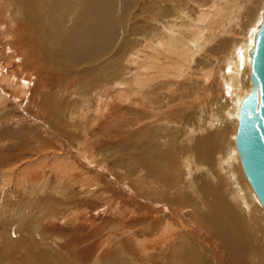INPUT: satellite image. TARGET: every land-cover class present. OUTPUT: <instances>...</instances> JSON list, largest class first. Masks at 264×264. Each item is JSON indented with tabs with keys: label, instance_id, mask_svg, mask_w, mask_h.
Masks as SVG:
<instances>
[{
	"label": "rangeland",
	"instance_id": "rangeland-1",
	"mask_svg": "<svg viewBox=\"0 0 264 264\" xmlns=\"http://www.w3.org/2000/svg\"><path fill=\"white\" fill-rule=\"evenodd\" d=\"M71 1L66 7L59 0H0V264H148L140 242L149 247L151 240L162 238L166 223L176 229L174 239L155 258L151 255L149 264H166L188 245L198 247L209 264L230 263L228 251L219 249L212 237L208 240L219 252L200 242L202 234L191 224L213 209L209 212L213 198L198 200V186L210 180L194 164L201 165L199 156L190 151L202 135L188 137L210 121H220L225 131L214 141L211 156L210 167L218 173L215 188L247 228L252 248L231 264H263L254 250L264 245V213L238 172L236 105L225 77L233 67L227 58L232 54L234 63L248 43L251 27L262 18L264 0H224L223 6L241 3L242 11L231 13L230 21H208L222 34L192 63L196 76L162 80L163 68L172 60L159 56L155 63L160 69L152 67L149 75L158 80L142 97L130 92L132 102H120L113 88L117 81L131 80L130 56L176 21V9L198 19L214 0H115L116 16H111L120 18L113 36L107 42L97 38L95 45L97 26H83L87 0ZM81 27L87 42L67 36ZM86 45L99 49L85 50ZM241 77L244 97L249 74ZM105 93L112 94L114 103L102 115L97 100ZM220 156L237 169L246 207L233 200L235 182L233 176L222 178ZM192 158L190 167L185 161ZM156 179L177 184V205L188 208L165 205L172 196L163 192H176ZM192 209L198 211L188 216ZM155 220L159 223L151 230Z\"/></svg>",
	"mask_w": 264,
	"mask_h": 264
},
{
	"label": "bare ground",
	"instance_id": "bare-ground-1",
	"mask_svg": "<svg viewBox=\"0 0 264 264\" xmlns=\"http://www.w3.org/2000/svg\"><path fill=\"white\" fill-rule=\"evenodd\" d=\"M59 1L62 4H64L66 7H69L72 4L71 0H59ZM114 1L115 0H87L88 6L84 9H82V11H81L84 13V15H83L84 20H85V23L83 25L84 27H90L91 23H95V25L97 26L94 29L96 39L93 38L94 41L95 40L96 41H95V43L92 41L94 43V45L98 42L97 38H99L100 40L107 38V40H106V42H107L113 36V32L115 30V27H117L116 24L118 23V18H120L119 16L117 19L113 18L116 16L115 2ZM185 1L186 0H180V2H183V3H185ZM249 1L251 3H253V0H249ZM223 2H224V0H222V4H219L217 2V0H214V4L212 6V9L209 12L205 9L201 10L198 19H193L191 16H185L183 13L184 10L183 11L179 10V8L176 9L178 12V15H179L176 17L173 16L174 20L176 19V21L174 23L173 22H170V24L168 23V27L163 28V31L161 33H159V35L155 34L156 41L154 40V41L150 42L148 40L149 44L147 43L146 44L147 46L145 45L146 47L144 46L141 49H136L135 53L134 54L132 53L133 55L130 56L131 66L134 67V74H133L131 80L130 81L128 80L127 82L121 80V81H117V82H115V84H113L114 90H117V93H118V100L120 102H126V101L132 102V101H130L131 99L129 98L130 92L141 95V97L145 93H148V90L150 88H152L153 85L158 80V77H152L149 75L151 74L150 72L152 70V67L155 70L160 69L159 66H156L157 63H155V61L161 60V59L159 60V56L165 57L166 59L170 58L172 60L169 63H167L168 65L165 68H163V71H162L163 75L161 77L162 80L167 81V82L175 80V81L179 82L180 80L192 78L195 75L194 74L195 73L194 66L196 64L197 57L200 54H203L206 51V49L208 48V46L211 45L213 40L217 39L219 37V35L222 34L221 30L217 31V30H213L214 27H209L207 25L208 21L211 20L212 22H222L224 19H227L230 21V18H228V17L231 16V13L232 14L233 13L238 14V12L240 13L242 11L241 10L242 9L241 3H234V1H230L228 5L223 6ZM232 2H233V4H232ZM263 9H264V6H263ZM185 14L187 15L188 13L185 12ZM111 15H113V17ZM262 17H263V11H262ZM58 18H59V16H58ZM81 18L82 17H79V20H81ZM233 18H234V16H232V19ZM191 19L193 20V22H188ZM260 19H262V18L259 15L258 19L256 20L257 22L255 21L256 23L251 27L252 32L249 34L250 38H249L248 43L244 45V47L242 48V52L241 53L239 52L240 54L238 56H236L237 58L236 57H235L236 59L234 58V63L231 62L232 54L226 60L227 63H230L233 65V67L230 68V73L227 75V77H225V76L224 77H225L226 82L228 83V85L230 86V89L232 91V96H233L232 100L235 102V105H236V113L233 117H234V119H237V121H238L239 107H240V104L242 101L243 90H244L243 86H242L243 84L241 83L242 82L241 76H243L244 73L249 74V72H250L249 51H250L251 47L253 46L255 33L257 31V26H258V23H260V21H261ZM178 20L181 21L180 24H179ZM75 28H77V27H75ZM117 30H116V32H117ZM226 32H228V31H226ZM208 34H209V36L206 37V35H208ZM67 36L72 37L75 40L79 39L80 41L87 42L85 30L82 27L79 28L75 32H67ZM220 37H221V35H220ZM93 43H91L92 46H93ZM69 44H71V43H69ZM73 44H75V43H73ZM64 45H66V44H64ZM99 45L98 46L96 45L94 47L95 48L98 47V49H99ZM104 45H105V43H104ZM73 46H75V48H77L78 45L75 44ZM80 46H78V47L80 48ZM92 46H91V48L93 49L94 47H92ZM71 48H73V47H71ZM84 48H85V50H87L89 48V46L86 45ZM91 48H89V49H91ZM74 49H73L74 54H75V52L78 53V51H76ZM98 49H96L97 50L96 53H98ZM235 49L237 50V48H235ZM82 50H83V48H82ZM88 51H89V53H91L90 50H88ZM93 51H95V50H93ZM80 52L82 53V52H84V50L80 51ZM92 53H95V52H92ZM82 54H84V53H82ZM77 55H79V54H77ZM90 55L91 54H89V56ZM80 58L83 60L84 57L82 58L80 56ZM91 59H92V57L90 56V60ZM77 62H79V59ZM192 63L194 64V66L192 65ZM161 64L166 65V62L161 61ZM243 65L245 66V67H243L245 69V71H244V73L243 72L240 73V71L243 70V69L240 70V68ZM135 70H136V72H135ZM197 82H198V80H197ZM127 84L129 86H127ZM250 86H251V84H250V79H249L248 93L250 91ZM21 90H23V89H21ZM106 90H108V89H106ZM94 92H96V91H94ZM113 103H114V99H113L112 94L111 93H105V94H103V96L100 97L99 102L97 100L98 111L97 110H95V111L101 112V114L105 113V112L108 113L110 105H112ZM232 108H234V107H232ZM237 111H238V113H237ZM206 124H208V125L201 127L199 130H197V129L192 130L191 134L189 133V136H188L189 140L193 136L195 137V136L202 135V139L199 140V143H196V145L194 147L191 146L192 149H190L188 147L185 148V151H187V149H190L191 152H194L195 154H197L199 156L198 159H199V162L201 165H197L196 163H194V159H193L194 157L192 158L193 161L191 159L190 160L188 159L185 162L187 163L188 166L192 167L193 165L190 163V161H191L192 163H194L196 165V167H198V170H200L202 173L205 172L206 174H208V178L210 181L207 180L206 182H204L200 186H198L199 195L201 197V198H198V200L201 199L202 201L207 202L208 197L213 198L214 201H213V203H211V206L209 208V212H211L212 206H213V209H212V212L210 213V215H207V214L205 215L204 219H202L200 216L195 217V218H198V220H199L196 223L194 222L195 219H193V216H194L193 215L192 216L193 221H191L192 222L191 224L193 227L197 226L199 228L200 233L202 234V235H200L201 238H199L200 242L201 241H203L202 243L207 242V244L206 243L205 244L210 245L211 244L210 237H212L213 242L217 243L219 249H222L225 252L228 251V254L230 256V258H228V259H231V262L233 263V261L236 262L237 259H242L243 257L247 256L248 250L250 251L252 248L249 249L250 242L248 244V242H247L248 239H246L247 234H248L246 231L247 228L245 229L243 222L240 220V217L237 215L235 210L229 205L228 202H226L222 198V196L219 193V190H217V188H215L216 185H218V179H217L218 173L216 170H213L210 167V166H212L211 165V162H212L211 156H212L213 149H214V146H213L214 141L225 136L223 134L225 131L222 129L223 126L220 125V124H222V123H220V121H210L208 123L205 122V125ZM204 134H206V135H204ZM234 146H235V143H234ZM235 152H236L237 158H238L239 155H238L236 147H235ZM168 153H169V157L172 158L173 156H172L171 152H168ZM234 158H232V159H234ZM218 159H219V161L217 163V165L219 166L218 170L220 169L222 171V174H221L222 178H223V175H225L227 178L233 176V179L235 182L234 187H233V190L235 189L234 194H233L234 196L232 195L233 200L235 202L239 203L241 207H246V204L249 205V203L247 202L245 193H244L242 187L240 186V184L236 178L235 170H237V169H235V167L232 164L227 162L226 161L227 159L224 158V156H220ZM234 161H235V159H234ZM185 162H184V164H185ZM236 162H237V160H236ZM237 163L241 167V169L238 170L240 177L245 178L247 185L252 190V188H251L250 184L248 183L247 178L244 174V171L242 169L240 158H239ZM147 176L150 177L149 175H147ZM243 176H245V177H243ZM156 182H158L159 184H165L164 186H166V187H168L170 185V187L167 190H170V191L174 190L176 192V194L174 193L175 195L172 193L170 194V193L163 192V195L172 196L171 200L170 201L167 200V202H166L167 204H165V205L171 204V206H172L173 203H176V205H173L174 207L172 206V208L178 207L182 211H185V209L188 208V207L182 206L180 204L177 205V203H178L177 198L179 199V197H178V195H179L178 190L179 189H175V188H178L177 184H176L177 185L176 186V185H171L167 182L163 183V181L159 180V179H156ZM213 182H215V183H213ZM193 186H191V187L186 186V187H190L189 190H192L194 193H196L195 190L192 189ZM245 186H246V184H245ZM248 186H246V187H248ZM247 191H248V189H247ZM252 192H253L254 199L261 206V208H260L261 212L264 213V208L262 207V205L258 201L253 190H252ZM185 194H187V193H185ZM247 194H248V198H249V196L251 198L250 193H247ZM189 198L190 197H188V199ZM183 201H186V200L183 199ZM250 201L252 202V199H250ZM156 203L154 202V204H156ZM194 205L198 206V204H194ZM158 206H159V204H158ZM189 206H192V205L189 204ZM160 208H161V206H160ZM163 208H164V210L166 209V207H163ZM168 208H169V206H168ZM178 208H176V211H177L176 213L181 214V212L178 210ZM256 210H257V208H256ZM166 211H168V210H166ZM191 211H188V213H187L188 216H191L192 213L194 214V212H196L198 210L192 209ZM171 212H172L171 216L176 215V213H174L173 211H171ZM159 214H161V213H159ZM157 223H159V220H155L154 222H152V225L150 226L151 230L156 226ZM250 225H251V223H250ZM175 230L176 229H174L173 225L166 223L164 230H163L162 238H159L158 240L155 239V241L151 240L149 247L145 246L144 242H142V241L140 242L142 249H144L145 255H147L146 260L148 261V264L152 258L151 255L154 254L153 258H155V254L159 249H161L162 247H166V248L169 247V245L171 244V242L174 239V235H172V233H173V231L175 232ZM169 234H171V236H169ZM203 235H206L207 238H203ZM208 239H210V240H208ZM212 244H211L212 248L219 252V249L217 247L213 246ZM198 250H199L198 247L195 248L192 245H188L186 248H184V250H178V251L174 252L173 255L170 256V258L167 260L166 264H209V262H207L205 260V258H202L203 256ZM254 252L256 253L257 257L258 256L262 257V259L264 260V245H260L259 247H257L254 250ZM241 261H243V260H241ZM231 262L230 263L228 262L227 264H231ZM244 262H245V260H244ZM221 263H222V261L220 262V264ZM238 263L242 264L241 262H238ZM258 263H260V262H258ZM155 264H162V263H155ZM263 264H264V262H263Z\"/></svg>",
	"mask_w": 264,
	"mask_h": 264
},
{
	"label": "water",
	"instance_id": "water-1",
	"mask_svg": "<svg viewBox=\"0 0 264 264\" xmlns=\"http://www.w3.org/2000/svg\"><path fill=\"white\" fill-rule=\"evenodd\" d=\"M250 91L242 99L235 135L244 174L264 208V9L249 52Z\"/></svg>",
	"mask_w": 264,
	"mask_h": 264
}]
</instances>
